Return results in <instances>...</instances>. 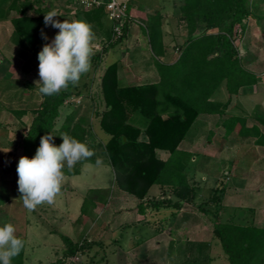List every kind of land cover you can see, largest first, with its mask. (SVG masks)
<instances>
[{
    "label": "rangeland",
    "instance_id": "374dc122",
    "mask_svg": "<svg viewBox=\"0 0 264 264\" xmlns=\"http://www.w3.org/2000/svg\"><path fill=\"white\" fill-rule=\"evenodd\" d=\"M180 4V0H130V14L137 20L134 19L127 34L113 47L107 46L105 37L109 21L104 17L101 21H90L86 11L72 0H42L39 5L47 7L43 12L37 11V5L28 8L26 13L31 16L56 10L59 16L54 19L60 22L83 20L92 26L96 37L91 70L82 76L74 87L75 93L62 106L55 127L59 129L67 114L75 106H81L78 113L86 112L89 116L93 136L106 144L112 136L101 125V114L105 110L101 88L106 69L119 62L118 75L125 82L158 83L155 63L151 60L141 24H147L148 18L162 13L166 54L160 60L174 62L181 51L179 46L187 37L185 22L178 15ZM251 11L245 30L242 32L240 27L237 28L232 38L241 63L260 75L257 84L248 91L239 90L237 95L247 113L254 114L264 111V0H251ZM18 14L15 9L6 8L5 15L0 17V226L12 223L17 229L16 235L25 237L24 264H50L64 257L67 246L62 234L77 242L91 241L85 252L66 256L63 264H175L198 256L200 251L207 264H230L213 227V212L218 207L224 221L231 218L238 223L253 222L264 227V144L255 143L257 137L252 136L248 141L240 139L233 150H222L221 126L215 124L216 116L213 115L198 117L187 137L176 146L177 150L191 154L189 190L185 199H181L184 204L181 209L158 210L147 205L145 213L140 212L142 200L168 197L180 200V196L172 187L159 184L152 185L143 199L126 190L117 191L118 169L88 161L75 165L79 167L78 173L65 175L61 194L53 205H41L33 212L24 208L19 199L16 172L23 154L20 143L35 115L33 110L40 106L43 96L38 91L40 85H36L40 79L38 55L32 47L22 45L14 38L11 19ZM47 32L51 42L59 29L47 26ZM155 87L152 85L148 90V97L152 93L149 100H155L153 92L158 90ZM227 97L222 91L215 99L221 102ZM145 108L146 113H143L153 117L154 109ZM21 110L25 112L20 113ZM168 116L167 112L161 113L162 120ZM248 122L250 124L252 120ZM137 126V139L148 142L150 129L142 124ZM210 130L215 132L211 139L208 137ZM155 152L162 160L171 155L169 148L156 147ZM100 185L105 186V190L111 189L112 193L106 195V199L93 197L95 205L91 206V213L82 214L80 207L84 197L93 186ZM197 206L212 209L205 214L195 208ZM185 211H191L192 216L181 221L174 237L185 238L176 242L175 247L193 248L176 253V258L172 259L168 248L169 230L175 227V222ZM171 216L173 218L169 220ZM158 227L163 230L156 231Z\"/></svg>",
    "mask_w": 264,
    "mask_h": 264
},
{
    "label": "trees",
    "instance_id": "16d2710c",
    "mask_svg": "<svg viewBox=\"0 0 264 264\" xmlns=\"http://www.w3.org/2000/svg\"><path fill=\"white\" fill-rule=\"evenodd\" d=\"M180 1L181 4L177 7L178 15L185 22L187 37L179 46L181 51L174 62L160 60L165 54L162 13L158 12L153 18H148L147 24H141L151 51V60L155 63L158 83L125 82L118 75L119 62L110 64L106 69L101 88L105 100L101 125L112 133L106 144L93 136L89 116L86 112L78 113L81 106H75L67 114L59 129L55 127L62 106L75 93V86L69 85L59 94L42 95L43 100L40 106L33 110L35 115L20 143L22 156L32 158L44 135L51 133L53 143L59 146L62 143L61 135L68 133L86 143L94 152L90 159L78 162V165L84 161L97 164V160H100V163L118 169L120 175L116 184L120 190H126L129 194L143 199L152 185L159 184L172 187L180 196V200L169 197L163 200L152 198L146 202L142 200L139 203V211L145 213L147 205L158 210L183 207L182 200L189 190L191 154L177 150L176 146L181 139L187 137L191 125L198 117L216 116L215 124L221 126L222 130V150L229 151L240 142V139L248 141L252 136L257 137L255 143L264 144V111L247 113L244 104L237 100L242 86L257 84L260 79L259 74L250 71L241 63L240 53L232 38L237 33V28L240 27L242 32L245 30L248 17L252 14L251 0ZM40 3L42 0H0V17L5 15L6 8L15 9L19 13V16L11 19L14 38L20 44L32 47L37 55L46 43H50L44 24L45 14L31 16L26 10L37 5L38 8L37 6L35 8L38 12L46 11L47 7L40 6ZM86 13L90 21H101L102 17L109 21L105 35L108 47L115 46L127 34L130 24L135 19L126 18L122 34L118 36L120 38H114L112 20L108 18L103 8L89 10ZM42 30L48 37L47 40L43 39ZM152 85L158 87V90L154 91L156 93L153 92L155 100H149L152 93L148 97L150 93L148 90ZM222 91H225L228 97L220 102L215 96ZM148 101L150 103L146 106ZM145 107L154 109L153 117L144 114ZM24 112L25 110L20 111ZM162 112L169 113L166 120H162ZM248 120L252 122L249 124ZM133 123L136 126H133ZM137 124L150 129L148 142L137 139L139 131ZM214 134V130H210L209 139ZM156 147L169 148L171 151L169 159H159L155 152ZM78 165L72 171L65 167V175L78 173L80 171ZM110 192L111 189L91 188L84 197L80 212L91 213V206L95 205L94 198L106 199ZM195 208L203 210L205 214L212 209L211 207L205 209L203 206ZM213 215L214 230L217 231L230 264H261L264 261V227L253 222L238 223L231 218L224 221L218 207ZM191 216V211H185L175 222V227L169 230L171 239L168 248L172 259L176 258L174 257L176 253L190 251L193 248L192 246L187 249L181 246L176 248L175 243L183 241L185 236L179 235L177 239L174 237L177 229L181 227V221ZM171 218L173 216L169 220ZM161 230L163 228L158 227L156 231ZM18 237L22 238L26 245L25 237ZM62 237L67 246L63 253L64 257L50 264H63L66 256H72L78 251L85 252V248L91 246V241L87 239L77 242L69 235L62 234ZM192 244L194 245V242ZM201 252L196 257L183 262L177 261L175 264H207ZM24 253L25 246L20 255L13 258L12 264H24Z\"/></svg>",
    "mask_w": 264,
    "mask_h": 264
},
{
    "label": "clouds",
    "instance_id": "9594fccd",
    "mask_svg": "<svg viewBox=\"0 0 264 264\" xmlns=\"http://www.w3.org/2000/svg\"><path fill=\"white\" fill-rule=\"evenodd\" d=\"M57 16L56 10L45 13V26L59 29V32L38 53L40 79L36 85H40L39 93L47 96L59 94L69 85L77 86L82 76L91 70L94 55L96 37L92 26L83 20L60 22L54 19ZM41 35L48 39L43 30ZM61 138L62 143L56 146L51 133L44 135L32 158H19L16 167L19 199L28 212L44 204L53 205L62 191L65 167L72 171L78 162L94 155L86 143L68 133H63ZM16 232L12 223L0 226V264H12L13 258L23 250L25 241Z\"/></svg>",
    "mask_w": 264,
    "mask_h": 264
},
{
    "label": "built area",
    "instance_id": "2783aa9c",
    "mask_svg": "<svg viewBox=\"0 0 264 264\" xmlns=\"http://www.w3.org/2000/svg\"><path fill=\"white\" fill-rule=\"evenodd\" d=\"M77 6L86 11L103 8L112 20L114 36L122 34L126 18H132L130 14V0H72ZM129 11V12H128Z\"/></svg>",
    "mask_w": 264,
    "mask_h": 264
},
{
    "label": "crops",
    "instance_id": "0c3cea01",
    "mask_svg": "<svg viewBox=\"0 0 264 264\" xmlns=\"http://www.w3.org/2000/svg\"><path fill=\"white\" fill-rule=\"evenodd\" d=\"M138 2V1H137ZM137 4H140L139 2L137 3ZM260 27V26H259ZM164 35V34H163ZM163 39H164V36H163ZM165 54H166V52H165ZM165 54L163 55V57L165 56ZM253 85H245V86H242L241 88H240V92L242 91V92H245V91H248V89H250L251 87H252ZM87 162V161H86ZM108 167H109V165H108ZM109 169V168H108ZM103 187H105V186H102V185H100V186H93V188H100V189H103ZM106 189H109V188H106ZM118 189L119 188H117V191H118ZM120 190V189H119ZM116 191V193H118ZM111 193H112V191H111ZM137 237H138V235H137ZM25 247H26V245H25ZM25 254V253H24Z\"/></svg>",
    "mask_w": 264,
    "mask_h": 264
}]
</instances>
